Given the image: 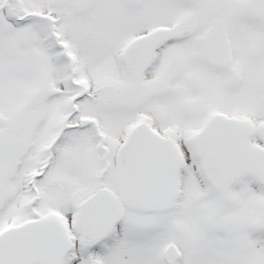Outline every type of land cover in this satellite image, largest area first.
Segmentation results:
<instances>
[{"label": "snow or ice", "instance_id": "obj_1", "mask_svg": "<svg viewBox=\"0 0 264 264\" xmlns=\"http://www.w3.org/2000/svg\"><path fill=\"white\" fill-rule=\"evenodd\" d=\"M0 264H264V0H0Z\"/></svg>", "mask_w": 264, "mask_h": 264}]
</instances>
